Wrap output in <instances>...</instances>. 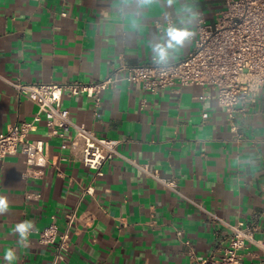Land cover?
<instances>
[{
	"label": "crops",
	"instance_id": "crops-1",
	"mask_svg": "<svg viewBox=\"0 0 264 264\" xmlns=\"http://www.w3.org/2000/svg\"><path fill=\"white\" fill-rule=\"evenodd\" d=\"M223 10V0H0V134L33 121L38 111L8 82L88 83L120 62L159 64L152 47L166 41L168 21L194 32L198 15L211 25ZM193 46L187 40L167 64L186 58ZM61 105L75 124L117 140L118 155L94 179L59 139L48 141L41 180L23 179L22 154L1 159L0 197L8 208L0 214V264H193L189 252L220 255L227 245V227L210 214L254 227L256 242L242 261L264 264V87L236 120L237 134L215 92L200 85L151 94L123 81L103 93L97 116L85 96H63ZM28 138L47 140L43 117ZM131 161L175 179L179 194ZM88 185L93 195L83 197ZM26 192L41 198L25 200ZM73 211L69 248L58 261L52 246L39 244V233L53 223L64 231ZM24 221L34 226L19 243L15 227ZM9 249L11 262L4 259Z\"/></svg>",
	"mask_w": 264,
	"mask_h": 264
},
{
	"label": "built area",
	"instance_id": "built-area-1",
	"mask_svg": "<svg viewBox=\"0 0 264 264\" xmlns=\"http://www.w3.org/2000/svg\"><path fill=\"white\" fill-rule=\"evenodd\" d=\"M221 11L214 24H208L200 14L196 22V38L188 56L173 64H143L129 66L122 62L99 81L88 83L28 84L21 81L8 82L18 95L27 97L38 109L31 122H18L0 134V160L20 153L24 156L23 179L41 180L49 164L48 141L59 139L60 149L77 152V159L93 179L103 175V168L118 155L115 139L98 136L83 125L75 124L69 112L62 108V97L85 96L92 103L95 116L102 104V95L115 89L119 83L138 86L145 92L156 94L175 85L180 87L200 85L212 89L216 101L225 114L230 132L237 134L236 120L245 116L248 106L256 102L264 87V0H223ZM65 15V14H63ZM167 28H172L168 21ZM203 114V118H206ZM45 120L47 140H30L29 134L36 123ZM135 168L158 181L165 189L179 194L178 183L172 178H160L148 171L147 165L130 162ZM92 185L83 189L82 196L93 195ZM25 200L37 201L38 192H26ZM200 208V206L196 205ZM213 220L225 225L229 231L227 245L220 255L196 257L188 255L193 264H243L242 252L250 243H255V228L244 223L229 225L210 214ZM67 228L59 231L54 223L39 233V244L52 246L54 257L64 261L70 243V228L76 220L75 212L65 216ZM181 236V232H177ZM185 245L189 246L187 241ZM253 264V263H250Z\"/></svg>",
	"mask_w": 264,
	"mask_h": 264
},
{
	"label": "clouds",
	"instance_id": "clouds-1",
	"mask_svg": "<svg viewBox=\"0 0 264 264\" xmlns=\"http://www.w3.org/2000/svg\"><path fill=\"white\" fill-rule=\"evenodd\" d=\"M144 3L151 4L152 0H143ZM197 13L193 12L192 15L195 16ZM194 35L193 32L187 29L180 28H169L166 32V41L164 43L155 44L152 47L153 59L155 62L166 65L170 59H172V52L178 50L184 45V43L191 39ZM8 205L5 198L0 197V214L7 211ZM32 221H24L16 225L15 232L19 234V243H25L28 239V234L33 228ZM4 259L11 262L15 259V253L13 250L9 249Z\"/></svg>",
	"mask_w": 264,
	"mask_h": 264
}]
</instances>
